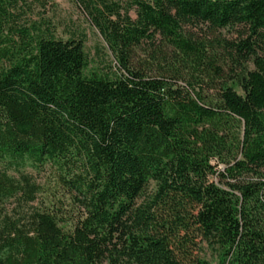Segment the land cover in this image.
Segmentation results:
<instances>
[{
	"label": "trees",
	"instance_id": "obj_1",
	"mask_svg": "<svg viewBox=\"0 0 264 264\" xmlns=\"http://www.w3.org/2000/svg\"><path fill=\"white\" fill-rule=\"evenodd\" d=\"M47 2L0 0V264H264V0H74L102 74ZM27 163L60 168L70 229Z\"/></svg>",
	"mask_w": 264,
	"mask_h": 264
},
{
	"label": "rangeland",
	"instance_id": "obj_2",
	"mask_svg": "<svg viewBox=\"0 0 264 264\" xmlns=\"http://www.w3.org/2000/svg\"><path fill=\"white\" fill-rule=\"evenodd\" d=\"M43 11L51 24L54 25L57 36L66 39L71 35L84 33V50L88 61L85 69L86 74L107 73L110 71L111 65H115L102 36L87 20L84 12L74 0H48L47 8ZM221 34L231 37L234 36V30H223ZM200 71L195 72L196 77H202ZM224 71L227 72V68ZM208 79L204 78V82L207 83ZM229 84L242 93L240 86L234 81L229 80ZM23 172L31 175L40 185L34 205L52 211L57 215L60 225L65 229H70L80 216V208L75 193L71 192L61 181L60 168L51 163L41 167L27 163ZM10 173L13 174L15 171H10ZM200 247L201 256L210 264H221L220 258L206 243L201 244Z\"/></svg>",
	"mask_w": 264,
	"mask_h": 264
}]
</instances>
